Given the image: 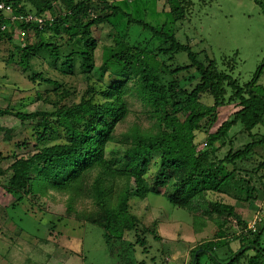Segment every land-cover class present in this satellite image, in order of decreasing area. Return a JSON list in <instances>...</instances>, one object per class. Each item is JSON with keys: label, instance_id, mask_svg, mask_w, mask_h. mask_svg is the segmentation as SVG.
Here are the masks:
<instances>
[{"label": "trees", "instance_id": "obj_1", "mask_svg": "<svg viewBox=\"0 0 264 264\" xmlns=\"http://www.w3.org/2000/svg\"><path fill=\"white\" fill-rule=\"evenodd\" d=\"M167 1L174 21L185 20V9L191 1ZM0 3L11 5L15 15L43 17L48 13L53 17V22L42 29L34 22L1 29L9 21L0 12V44H13L17 52L4 61L17 57L16 64L31 72L29 80L47 87L39 93L28 89L23 98L14 93L10 98H0V186L15 199L10 206L36 199L42 210V196L47 195L48 201L53 198L50 192H55L65 197L69 210L71 205H81L80 219L99 227L109 243L124 241L133 251L136 247L147 251L148 236L157 240L161 237L156 232V220L150 226L144 223L152 220L150 209L142 215L139 210L137 215L135 204L150 194H162L155 188L169 187L171 192L163 194L171 204L192 216L202 210L217 225L212 240L190 251L189 264H200V254L193 259L199 248L207 253L218 244L226 245L230 254L226 262L218 264H264V218L253 231L235 213L237 202L257 198L256 183L264 177V156L255 151L264 146V134L257 139L252 134L254 128L264 126V88L258 85L262 69L251 81L240 85L232 78V69H217L215 61L207 57L200 60L189 44L177 41L175 34L157 31L131 18L128 21L149 31L158 45L152 47L151 41L152 50L147 53L139 50L131 38L116 39L113 45L103 47L102 62L97 65L98 43L93 30L108 23L116 31L110 19L119 13L127 15L118 7L106 0ZM19 30L25 32L24 37L33 34L38 40L26 44L18 34L20 42L14 44ZM44 32L53 35L43 39ZM53 38L57 42L53 43ZM68 46L63 55L61 47ZM44 50L55 59L52 66L63 75H73L77 68L81 83L68 86L34 69L32 60ZM178 52L185 53L190 63L172 68L167 63ZM162 57L166 59L162 61ZM105 72L115 80L103 83ZM133 96L141 101L148 125L142 122L141 113L131 109L128 97ZM27 97L32 99L30 111L26 109L29 104L20 102ZM207 97L213 99L212 105H207ZM12 98L21 103L18 108L11 106ZM227 105L237 110L212 130L218 109ZM83 123L86 127L82 131L74 126ZM237 125L239 130L232 133ZM199 134L204 138L199 139ZM244 135L251 140L240 142ZM32 142L34 147L28 149ZM154 155L159 167L153 177V190L145 175ZM241 190L246 191L245 195ZM131 196L135 203L129 205ZM226 197L231 201L228 204L223 203ZM72 212L77 213L70 210L66 217ZM214 212L224 219L214 218ZM230 218L242 230L232 231L231 238H227L229 230L224 226H231ZM130 237L133 241L127 242Z\"/></svg>", "mask_w": 264, "mask_h": 264}, {"label": "rangeland", "instance_id": "obj_2", "mask_svg": "<svg viewBox=\"0 0 264 264\" xmlns=\"http://www.w3.org/2000/svg\"><path fill=\"white\" fill-rule=\"evenodd\" d=\"M106 1L127 15L119 13L110 19V22L116 25V31L108 23L94 28L93 38L98 43L95 50L97 65H101L103 47L113 45L116 39L131 38L130 40L136 44L135 46L139 50L147 53L152 50L149 45L151 41L152 47L158 45V40L149 31L129 22L128 18H131L143 21L157 31L163 30L168 34H175L177 41L189 44L192 50L198 54L200 60L207 57L215 61L217 69L224 72L232 69V78L240 85L251 81L256 71L259 68L262 69L258 85L264 88V0H258L260 3L255 0H190L191 4L185 9V20L183 18L179 21H174L167 0ZM182 8L184 9V5ZM98 14L93 12V15ZM52 35V33L44 32L42 37L48 39ZM14 36L13 42L17 44L20 42V38L17 35ZM37 40L35 35L29 34L28 37L23 38V43L30 44ZM52 42L57 41L53 38ZM69 48L68 46L59 49L65 55ZM11 53L17 55L13 44H0V98H10L13 93L18 96L22 94L23 98L27 95L24 93L28 89H32L35 93H39L43 88L46 89L45 85L33 84L29 80L31 72L23 71L16 64L17 57L4 61V58ZM165 59L166 57H162V61ZM54 60L44 50L32 60V65L34 69L43 71L52 79L62 80L68 86L81 83V75L77 68L73 75H63L52 66L51 62L55 63ZM189 63L187 55L178 52L167 64L175 68ZM192 72L191 75H194L195 71ZM177 77L180 78L181 75ZM113 80L115 78L109 73L105 72L102 76V81L105 84L111 83ZM181 81L184 83V78H181ZM228 91L229 88L227 94H230ZM128 100L131 109L141 113L142 122L148 125L141 101L136 96L128 97ZM205 100L207 105L213 104L212 98L207 97ZM31 101L32 99L27 97L20 102L24 105L29 104L26 109L30 111L33 109ZM20 102L17 98H12L11 106L18 108ZM236 110L234 105L220 107L217 123L212 130L229 119ZM202 123L204 124V121ZM74 126L82 131L86 127V123ZM239 127L240 125L234 127L232 133L239 130ZM252 134L256 139L259 138L264 134V126H257L253 129ZM201 138H204V135L199 134V139ZM239 139L244 143L251 140L246 135ZM34 144V142L30 143L28 149L34 147ZM255 151L264 156V146L258 147ZM157 159L155 156L150 161L145 175L153 190V177L159 167ZM253 159L252 157V161H254ZM120 167H123V164ZM250 183L252 187L253 181ZM256 186L259 188L256 199L249 200L248 203L237 202L235 204L236 215L246 225L250 224L256 215L264 218V177L256 183ZM155 190L162 194H150L146 200L137 202L134 212L138 215L140 210L139 214L142 215L143 212L147 213V210L150 209L149 218L152 220L148 219L144 223L150 226V222L156 220V232L161 239H153L149 235L147 251L139 247L133 251L131 246L125 244L124 241L109 243L99 227L80 219V213L83 210L81 205H71L70 210L77 213L72 212V215L66 217V213L70 211L69 204L66 203L65 197L59 196L55 192H50L54 199L49 198L48 201L47 195L42 196L40 201L43 205L45 204L42 210L38 207L36 199L31 200V204L17 203L12 207L10 205L15 202V199L11 195L8 196L0 186V264H189L190 251L203 241L213 239L212 235L217 229L215 220L209 219V216L202 213L201 209L196 213V216H192L188 211L171 204L163 194L171 192L169 187L155 188ZM241 192L245 195L246 191L241 190ZM228 199L230 198L223 199V203L231 202ZM134 203L135 199L131 196L128 204ZM58 215H63V218L61 216L57 220ZM212 216L219 219L225 217L216 212ZM228 221L231 222V226L226 225L224 229L229 230L226 235L227 238H231L232 231L238 233L242 229L231 218ZM195 231L196 233H194ZM132 241L131 237L127 239V242ZM261 243L264 247V233ZM215 246L216 248L208 249L207 253L202 252V249L199 248L193 254V259L198 252L200 264L226 262L227 255L230 256L226 245ZM234 246L236 245H232L233 249Z\"/></svg>", "mask_w": 264, "mask_h": 264}, {"label": "built area", "instance_id": "obj_3", "mask_svg": "<svg viewBox=\"0 0 264 264\" xmlns=\"http://www.w3.org/2000/svg\"><path fill=\"white\" fill-rule=\"evenodd\" d=\"M0 12L5 15V18L7 21H9V24H7L6 26L3 25L1 29H5L6 27L13 25L15 23H29V22H34L38 25V27L40 29H42L44 27V25L46 23L51 24L53 22V17L46 13L43 17L40 16H33V15H27V16H23V15H15L12 13V6L9 4H5V3H0ZM16 35L19 34V36L21 37V40L23 39L25 32L22 30L16 31L15 32ZM261 217L256 215L253 219V221L247 225V229H251L254 231L255 229V225L257 222L261 221Z\"/></svg>", "mask_w": 264, "mask_h": 264}, {"label": "water", "instance_id": "obj_4", "mask_svg": "<svg viewBox=\"0 0 264 264\" xmlns=\"http://www.w3.org/2000/svg\"><path fill=\"white\" fill-rule=\"evenodd\" d=\"M197 254H198V252H197ZM197 254L195 255L194 259L196 258Z\"/></svg>", "mask_w": 264, "mask_h": 264}]
</instances>
